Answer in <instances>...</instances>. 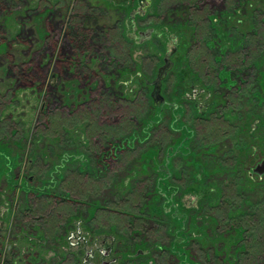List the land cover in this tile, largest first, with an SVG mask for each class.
<instances>
[{
  "label": "rangeland",
  "instance_id": "374dc122",
  "mask_svg": "<svg viewBox=\"0 0 264 264\" xmlns=\"http://www.w3.org/2000/svg\"><path fill=\"white\" fill-rule=\"evenodd\" d=\"M70 21L99 46L76 52ZM220 53L232 69L218 88ZM23 66L37 73L31 81L17 80ZM260 73L264 0L5 3L0 264L250 262L264 176L247 172L264 159V121L255 136L239 127L264 120ZM158 223L172 230L173 256L152 248L166 238Z\"/></svg>",
  "mask_w": 264,
  "mask_h": 264
},
{
  "label": "trees",
  "instance_id": "16d2710c",
  "mask_svg": "<svg viewBox=\"0 0 264 264\" xmlns=\"http://www.w3.org/2000/svg\"><path fill=\"white\" fill-rule=\"evenodd\" d=\"M9 1H11V0H0V8L1 7H3L4 6V4L6 3H8ZM243 2V1H242ZM212 20V19H211ZM71 23L69 24V25H67L66 27H67V32H66V34H67V36L70 38V43H71V47L76 51V52H80V53H85V52H87V48L89 47V45H91V46H93V47H96V45L98 44V43H101V40H103V39H101V37L99 36V37H96L95 36V39L96 40H93V39H91V37L92 36H90L89 34H88V32L86 31V30H84L83 28H80L79 26H78V24H74L72 21H70ZM211 38H213V37H211ZM96 44V45H95ZM97 46H99V45H97ZM205 46H207V47H211L210 46V43H205ZM224 54V53H223ZM223 54H221L220 53V55H218L219 57H215L214 58V62L216 63V64H222V67H221V69L219 70V69H217L218 70V81H219V86H218V88H220L221 87V82H222V78H221V74H222V71L223 70H226L227 68H229V69H232V65H229V64H231V56H230V58L229 59H226V56H223ZM257 57H260V56H255L254 58H257ZM228 60H229V62H228ZM242 60L243 59H238V61L239 62H242ZM261 60V59H260ZM259 60V61H260ZM259 61L257 62V66H258V64H259ZM261 62V61H260ZM229 63V64H228ZM244 64H245V62H244ZM243 64V65H244ZM227 65V66H226ZM242 65V66H243ZM26 67V66H25ZM24 66L23 67H21V68H19V70H17L16 71V78H17V80L19 81H21V82H24L25 80H28V81H31L33 78H35V75H37V73L35 72H33V69H31V70H27L26 68H25ZM28 67V66H27ZM240 69H245L244 68V66L243 67H239ZM226 70L228 73H229V75H231L230 73H231V70ZM221 73V74H220ZM35 74V75H34ZM207 75H209V74H207ZM233 82H234V84L236 83L234 80H232ZM264 80H263V74L262 73H260V79H259V81H258V83H260L259 85H260V88L263 90V87H262V82H263ZM221 84V85H220ZM211 89H213L212 87H210ZM240 91H241V88H238ZM215 90V89H214ZM227 90H229V89H227ZM222 91V90H221ZM231 91V90H230ZM222 93H223V91H222ZM225 93L227 94V92H225L224 91V95H225ZM254 95L258 98V101L259 102H261L262 101V99H261V95L260 94H257V93H254ZM227 96V95H226ZM264 98V97H263ZM263 102V101H262ZM231 115V114H230ZM231 117H232V115H231ZM226 120H228L229 121V119H227L226 118ZM251 120V121H250ZM249 124H245V125H241L240 127H239V130L241 131V133L242 132H244V130H249V133L250 134H252V135H254V132L258 129V126H260V124L264 121L263 120V118H261V115L260 116H252L250 119H249ZM248 126V127H247ZM193 132V131H192ZM193 134V136L195 135V132H193L192 133ZM255 136V135H254ZM255 139V137H253V140ZM161 170V169H160ZM160 170H157V173H160L159 171ZM253 172H251V170H249L248 172H247V175H248V177L250 178V179H254L253 178V175L254 176H257L258 178H259V180L261 179V178H263V176L264 175H262V176H258V175H256V174H252ZM161 177V176H160ZM162 179H160L159 178V181H161ZM159 184V186L161 185V182H159L158 183ZM170 194H174L172 191L170 192ZM162 195H165V194H162ZM170 198V197H169ZM168 198V202H169V199ZM142 200V199H141ZM238 200V199H237ZM118 203V202H117ZM263 204H264V202H263ZM113 205V204H112ZM117 205V204H116ZM118 205H120V203H118ZM257 206V205H256ZM256 206L254 207V210H253V212H252V214L253 215H255V214H257V213H259V212H261V213H263V211H261L262 209L260 208L259 209V207L257 206V209L259 210V212H257L256 211ZM104 210H111L112 211V209H111V204H109L107 207H104ZM114 210H116V209H114ZM112 213V212H111ZM119 213H120V215H122V213H125L124 215H131V214H127L126 212H120V210H119ZM240 214V213H239ZM242 214V213H241ZM260 214V213H259ZM238 215V214H237ZM233 216V215H232ZM260 219H258L257 220V222L256 223H254V227L252 228H249V227H246L248 224H242L239 228H244L245 229V231H247V229L249 228V232H247V234H249L248 235V237H252V241H253V243L254 244H252L253 245V247L254 248H256V246H258L259 247V251L258 250H253L254 251V253H252V259H251V261L250 262H248V263H245V264H256V261L255 260H257V257L259 256H263L264 257V242H262L263 240L261 239L260 240V238H264V218L262 217V214H260ZM242 221H243V219H242ZM248 222H251V220H248ZM248 222H244V223H248ZM159 224V230L161 231V233H162V235L163 236H165L166 238H164L163 237V239L161 240V238L159 237L157 240L158 241H161V242H153L154 244H152V248L153 247H155V248H158V249H160V252H162L163 254H166V252L168 253V254H170V255H172L173 256V254H171V253H173L174 252V245H175V238H174V236H173V234L171 235V228L170 227H168L167 228V230L165 231V228L164 229H162V228H160V227H162V226H164L163 224H161V223H158ZM114 229H115V231L117 232V231H119V232H122L123 234H126V232L124 231V230H122V226L120 227V229H119V226L117 225V224H113V226H112ZM165 227V226H164ZM240 229V230H241ZM156 231H157V229H155ZM244 231V230H243ZM257 232H260L259 233V235H257L256 233ZM128 233V232H127ZM256 234V236H254ZM263 235V236H262ZM256 237H260V238H256ZM165 242H166V244L168 243V245L166 246L165 245ZM262 242V243H261ZM170 244H171V247H169L170 246ZM177 245V244H176ZM245 245H246V243H245ZM162 246H165V248L164 247H162ZM247 246V245H246ZM169 247V248H168ZM243 248V247H242ZM255 251H257L256 253H255ZM261 253V254H260ZM242 260H244L243 259V256H241L239 259H237L236 260V262H234L233 263V261H232V264H242ZM262 262V264H264V261H261ZM187 264H189V263H187ZM244 264V263H243Z\"/></svg>",
  "mask_w": 264,
  "mask_h": 264
},
{
  "label": "water",
  "instance_id": "95a60500",
  "mask_svg": "<svg viewBox=\"0 0 264 264\" xmlns=\"http://www.w3.org/2000/svg\"><path fill=\"white\" fill-rule=\"evenodd\" d=\"M171 65L168 64L167 60H165V65L162 67L157 75V78L154 82H152V85L154 86V90L151 94L152 99L154 100V104L163 102L162 97L160 96V82L162 78L165 76V72L170 68ZM251 172L258 176L264 175V159L261 160L255 167L252 168Z\"/></svg>",
  "mask_w": 264,
  "mask_h": 264
}]
</instances>
